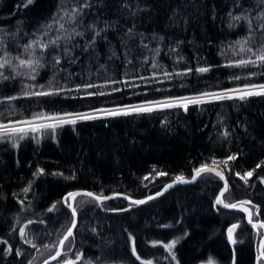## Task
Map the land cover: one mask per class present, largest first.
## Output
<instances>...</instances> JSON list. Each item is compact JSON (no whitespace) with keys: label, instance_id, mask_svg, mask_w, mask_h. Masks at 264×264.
<instances>
[{"label":"trees","instance_id":"obj_1","mask_svg":"<svg viewBox=\"0 0 264 264\" xmlns=\"http://www.w3.org/2000/svg\"><path fill=\"white\" fill-rule=\"evenodd\" d=\"M262 49L264 0H0V124L93 114L0 135V264L55 252L70 190L143 197L206 163L225 170L227 201L264 220V95L109 111L264 84ZM221 185L204 173L141 206L80 195L52 264H255L256 233L216 206Z\"/></svg>","mask_w":264,"mask_h":264},{"label":"water","instance_id":"obj_2","mask_svg":"<svg viewBox=\"0 0 264 264\" xmlns=\"http://www.w3.org/2000/svg\"><path fill=\"white\" fill-rule=\"evenodd\" d=\"M204 166H207V167L210 168V169H215V171L220 172V173L222 174V176H223V179H222L223 184H222V186H221V188H220V190H219V192H218V194H217L216 201H217V200H221L222 203H219V204H221L222 207H224L225 202H224V199H223L222 195H223L224 191H226V189L228 188V183H229V181H228V178H227L226 174L223 172L222 168H220V167L217 166V165H213V164L202 165V166H200V167H198V168H195V169L193 170L192 177H191L190 179L183 178V181H184V182H180V181L177 180V179L172 180V181H169L168 183H165V184H164V185H163L158 191H156L155 193L148 194V195H146V196H144V197L136 198V197H132V196H130V195H128V194L120 193V192H117V193H111V194H98V193H95V192H93V191H91V190H88V189H74V190H71V191H69L67 194L64 195V197H63V202H64V204L66 205V207L70 210V212L72 213V208H73V207L75 208V205H74L75 200H74V201H73V200H67V202H66V198L68 197L69 193H80L81 195H83V193H88V192H90V193H93L94 195H97V196L106 197V199H102L101 201H97V200H96V201L99 202V203H102V202H105V201L111 200V199H113V198H122L123 200H125V201H127V202H129V203H131V204H134V205H136V206H138V205H142V204H144V203H146V202H148V201H150V200L156 199V198H158V197H160V196L166 194L168 191H170L171 189H173V188L176 187V186H180V185H186V184L194 183V182L197 180V178H198L199 175H201L202 173L207 172V171H203V172H201L199 175H197V170L203 168ZM215 171H213V172L215 173ZM78 196H80V195H78ZM78 196H77V197H78ZM77 197H76V198H77ZM76 198H75V199H76ZM133 201H143V203H133ZM235 204H236V203H235ZM69 205H71V207H70ZM231 205H232V204H231ZM241 205H242L243 208H246V209H247V211H244L245 214H246V221H247V223H249V225H250L255 231H257V230H258L257 228H258L259 225H264V221H263V220L253 221V220L251 219V223L249 222V219L251 218V217H249V214H251V213H250V210H251V209H250V205H249L248 203H247V204H243L242 202L237 203V206H238L237 208H232V207H224V208H227V209H239V208H241V207H240ZM75 209H76V208H75ZM72 216H73V215H72ZM78 221H79V215H78V212H77V210H76V215H75V217H73V221H72L70 227L67 229V231L65 232V234L63 235V237L60 239V241H61V240H64V237L67 235L68 230H69L70 228H71V231H72V235L74 234V232H75V230H76V228H77V225H78ZM73 222H75V226H74V227H73ZM254 225H256V226L254 227ZM70 237H71V236H70ZM70 237H69V238H70ZM69 238H68V239H69ZM68 239H67V240H68ZM67 240H64V243H63L62 246H61L60 241H59V243H58V245H57V248H56L55 252H54L52 255H50L48 258L44 259L40 264H52V263H54L55 261H57V260L60 258V256L62 255V253H63L64 246H65V243H66ZM263 248H264V235L261 237V239H260V241H259V244H258V250H257V253H256V264H260V259H261V258L264 259V255H262V253H264ZM54 257H55V258H54Z\"/></svg>","mask_w":264,"mask_h":264},{"label":"snow or ice","instance_id":"obj_3","mask_svg":"<svg viewBox=\"0 0 264 264\" xmlns=\"http://www.w3.org/2000/svg\"><path fill=\"white\" fill-rule=\"evenodd\" d=\"M27 3H29V4L32 3V0H27ZM236 19H240V17H236ZM98 34L99 33H97V35ZM245 43H246V41H245ZM242 50H243V48H242ZM249 51H251V49H249ZM258 59L261 61L262 64H264V49H262L258 53ZM57 62H59V61H57ZM19 63H20V66L21 67H24V66L31 67V65H32L33 62L30 61V60L29 61L20 60ZM249 63H255V61H251V60H249V61L241 60L240 63H239V65H237V66L245 67ZM207 70L208 69H206V68L199 69V71H201V72H205ZM236 91H239V90H236ZM39 94L40 95H44L46 93H39ZM252 95H264V85H260V86H258V88H257V86L253 85L251 89H249L246 92H243V94H241L239 98L240 99H245L247 96H252ZM219 98H224V97H219ZM228 98H231V97H228ZM185 99L187 100V98H185ZM200 102H202V101H200V100H188V103H200ZM164 106L165 107L179 106V107H184L186 109L187 103H185L184 101H173V102L168 103V104H166ZM152 110H153V108L151 106H148V107L136 108V109H122L120 111L112 112L110 114L111 115H128L130 111L150 112ZM80 118L81 119H87V118H93V117H80ZM45 119H57V118L56 117H45ZM75 122H76V119L75 118L70 119V120H60L59 121V123H73V124ZM25 123H28V122H25ZM55 127H56V124H41V125H39V128H52V129H54ZM0 128H3L5 132L11 133L13 135L21 134L20 135V138H23V134L26 133L29 130V129H26V128H23V127L7 128L6 126H2V125H0ZM39 128H32L31 131H38ZM233 159H234V157H233ZM203 171L213 172V171H215V169H210L207 166H204L203 168L197 170V175H199ZM215 174L217 176H220L221 179H223V176H222V174L220 172L215 171ZM161 175H163V173H161ZM250 176H252V172L246 173V175L244 177H241V178L242 179H246L247 177H250ZM145 179H147V177H145ZM177 180H179L180 182H184L182 177H177ZM27 190L28 189H25V191H27ZM78 195H81V194L80 193H69L68 197L66 198V202H67V200H73L74 201L75 198ZM83 195L88 196L91 199L97 200V201H101L102 199H106V197L97 196V195H94L93 193H90V192L83 193ZM133 203H143V201H133ZM217 203H222V201L221 200H217ZM247 203H248L247 201L243 202V204H247ZM69 206L71 207V205H69ZM224 207L237 208L238 206L236 204H232V205L224 204ZM240 207L242 208V210L247 211V209L246 208H243L242 205ZM72 215H73V217H75V215H76V209L74 207L72 208ZM249 217H251V214H249ZM249 222L251 223V218L249 219ZM74 226H75V222H73V227ZM255 226L256 225H254V227ZM235 227H237V226L234 225L232 229H229V239L230 240L232 239V232L235 229ZM260 227H264V225H260ZM21 235L24 236V232L23 231H21ZM70 236H72L71 228L68 230V233L64 237V240H67ZM64 240H61L60 241L61 246L63 245ZM233 242H235V241H233ZM167 247L169 249H171V247H173V245L170 244ZM262 255H264V253H262ZM69 264H71V262H69Z\"/></svg>","mask_w":264,"mask_h":264},{"label":"rangeland","instance_id":"obj_4","mask_svg":"<svg viewBox=\"0 0 264 264\" xmlns=\"http://www.w3.org/2000/svg\"><path fill=\"white\" fill-rule=\"evenodd\" d=\"M261 85H264V84H261ZM258 86H260V85H257V88H258ZM252 88V86H248V87H242V88H236V89H233V90H228V91H221V92H213V93H207V94H202V95H199L198 97H192V98H187V100L185 99V98H180V99H168V100H164V101H158V102H153V103H148V104H142V105H137V106H130V107H124V108H120V109H115V110H109L110 112H113V111H120V110H122V109H136V108H144V107H148V106H151L152 108H154V107H157V106H162V105H166V104H168V103H171V102H173V101H184L185 103H187L188 104V100H200V99H207V98H210V97H214V96H223V95H229V96H240L241 94H243V92H246V91H248L249 89H251ZM236 90H239V91H236ZM105 112H108V111H103V112H100V113H95V114H102V113H105ZM89 115H93V114H77V115H69V114H65V115H59V116H50V117H56L57 119H55V120H53V119H45L44 117L42 118V117H40V118H33V119H25V120H19V121H12V122H10V123H7V124H0V125H2V126H6L7 128H18V127H23V128H26V129H29V130H31L32 128H37V127H39V125H41V124H44L45 122H58V121H60V120H69V119H73V118H79V117H85V116H89ZM25 122H28V123H25ZM4 133H8V132H5L4 131V129L3 128H0V135H2V134H4ZM165 184V183H164ZM163 184V185H164ZM162 187V186H161ZM172 190V189H171ZM92 191V190H91ZM219 191V190H218ZM69 192V191H68ZM67 192V193H68ZM94 192V191H93ZM67 193H65V194H67ZM96 193V192H95ZM113 193H117V192H113ZM120 193H123V192H120ZM64 194V195H65ZM99 194V193H98ZM111 194V193H110ZM126 194V193H125ZM64 195H63V197H64ZM129 195V194H128ZM63 197H62V201H63ZM133 197V196H132ZM216 198V197H215ZM113 199H117V198H113ZM113 199H111V200H113ZM119 199H122V198H119ZM76 200V199H75ZM123 200V199H122ZM94 201H96V200H94ZM108 201H110V200H108ZM123 201H125V200H123ZM236 201H238V202H244L243 200H239V199H234L233 197L232 198H230V201L229 202H236ZM97 202V201H96ZM105 202H107V201H105ZM126 203H128L129 205L128 206H132L133 204H131V203H129V202H127V201H125ZM64 203V202H63ZM99 203V202H98ZM102 203H104V202H102ZM101 204V203H100ZM65 205V204H64ZM74 205H75V203H74ZM75 208H76V206H75ZM126 208H128V207H126ZM68 209V208H67ZM77 210V209H76ZM69 212H70V210H69ZM77 212H78V210H77ZM71 213V212H70ZM71 215H72V213H71ZM79 215V214H78ZM73 217V216H72ZM72 221H73V219H72ZM78 223H79V221H78ZM78 226V225H77ZM70 227V226H69ZM68 227V228H69ZM67 228V229H68ZM67 229L64 231V233L62 234V236H61V238L63 237V235L65 234V232L67 231ZM260 235V236H259ZM263 235L262 234H260L259 232H258V237H259V239L257 238L256 239V244H255V260H256V253H257V250H258V244H259V241H260V239H261V237H262ZM60 238V239H61ZM60 239H59V241H60ZM70 239V238H69ZM68 239V240H69ZM68 240L66 241V243H65V246L67 247V249H68ZM59 241H58V243H59ZM174 243L175 242H173V241H171V242H169V243H166L165 244V246L167 247L168 245H170V244H172L173 246H174ZM58 245V244H57ZM57 245H56V248H57ZM64 246V247H65ZM173 247H171V249H172ZM167 249H169L168 247H167ZM170 249V250H171ZM49 251L51 252V250L50 249H46V250H43L42 252H40L39 253V256L37 255L36 257H37V259H35V260H37V261H34V263H32V264H38V259H40V258H42V257H44V256H47V255H49ZM51 254V253H50ZM52 255V254H51ZM66 256V255H65ZM68 256V255H67ZM39 257V258H38ZM49 257V256H48ZM47 257V258H48ZM45 258V257H44ZM46 259V258H45ZM43 261V260H42ZM41 261V262H42ZM64 261L67 263L68 262V258H65L64 259ZM40 262V263H41ZM64 262V263H65ZM39 263V264H40ZM204 264H216L215 262H212V261H207V262H205Z\"/></svg>","mask_w":264,"mask_h":264},{"label":"bare ground","instance_id":"obj_5","mask_svg":"<svg viewBox=\"0 0 264 264\" xmlns=\"http://www.w3.org/2000/svg\"><path fill=\"white\" fill-rule=\"evenodd\" d=\"M199 96V95H198ZM198 96H191V97H187V98H192V97H198ZM53 120H55V119H53ZM207 164H213V165H217V166H219L220 168H222L220 165H218V164H216V163H206V164H203V165H207ZM200 166H202V165H200ZM200 166H198V167H200ZM198 167H196V168H198ZM222 170H223V172L226 174V172H225V170L222 168ZM248 172H251V171H248ZM247 172V173H248ZM193 173V172H192ZM205 173H213L214 175H216L214 172H205ZM202 174H204V173H202ZM201 174V175H202ZM201 175H199L198 176V178H197V180L194 182V183H191V184H186V185H180V186H187V185H193V184H195L198 180H199V178L201 177ZM217 176V175H216ZM226 176H227V174H226ZM178 177H182V178H186V179H190L191 177H192V174H191V176L189 177V176H178ZM217 177H219L220 179H221V177L220 176H217ZM227 178H228V176H227ZM175 179H177V177H175V178H173V179H171V180H169V181H172V180H175ZM169 181H167L166 183H168ZM221 181H222V179H221ZM228 181H229V179H228ZM222 184H223V181H222ZM180 186H176V187H180ZM222 186V185H221ZM221 186H220V188H221ZM229 186H230V182L228 183V188H229ZM176 187H174V188H176ZM161 188V187H160ZM159 188V189H160ZM173 188V189H174ZM220 188H219V190H220ZM228 188L226 189V191H224V193H223V195H222V197H223V199H224V202H225V204H229V205H231V204H235L236 203V205H237V203H240V202H238V201H236V202H229V201H227V199H226V196H227V190H228ZM77 189H83V188H77ZM158 189V190H159ZM74 190V189H73ZM158 190H156V191H158ZM71 191V190H70ZM156 191H154V192H151V193H149V194H152V193H155ZM169 192V191H168ZM167 192V193H168ZM219 192V191H218ZM218 192H217V194H218ZM127 194V193H126ZM148 195V194H147ZM165 195V194H164ZM146 196V195H145ZM163 196V195H162ZM162 196H160V197H162ZM144 197V196H143ZM160 197H158V198H160ZM216 197H217V195H216ZM136 198H140V197H136ZM158 198H156V199H158ZM153 200H155V199H153ZM150 201H152V200H150ZM150 201H148V202H150ZM147 203V202H146ZM146 203H144V204H146ZM144 204H142V205H144ZM215 204H216V206L217 207H220V208H222V209H225V210H228V211H240V212H242L243 213V216H244V219H245V221H246V214H245V212H244V210H242V208H239V209H227V208H224V207H222V205L221 204H219V203H217V201H216V198H215ZM248 204L250 205V213H251V219L253 220V221H258V220H263L261 217L260 218H258V219H254L253 218V213L254 212H257V210L255 211V209L253 210L252 209V203H250V202H248ZM134 205V204H133ZM66 206V205H65ZM136 206V205H135ZM138 206H141V205H138ZM67 208V207H66ZM125 209H127V208H125ZM69 210V209H68ZM121 211V210H120ZM258 213V212H257ZM264 221V220H263ZM247 222V221H246ZM248 225H249V223H248ZM250 226V225H249ZM251 227V226H250ZM252 228V227H251ZM262 228V235H264V227H260V225L258 226V230L257 231H255L253 228V230L255 231V233H256V239L258 238L259 239V237H258V232L260 233L261 232V229ZM260 236V235H259ZM232 241H233V233H232V239H231ZM263 250H264V248H263ZM261 260H263L264 261V259L263 258H261L260 259V261ZM200 264H204V263H200ZM255 264H256V260H255ZM261 264V263H260Z\"/></svg>","mask_w":264,"mask_h":264}]
</instances>
